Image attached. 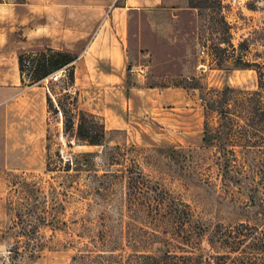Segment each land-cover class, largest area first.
<instances>
[{"label":"rangeland","instance_id":"1","mask_svg":"<svg viewBox=\"0 0 264 264\" xmlns=\"http://www.w3.org/2000/svg\"><path fill=\"white\" fill-rule=\"evenodd\" d=\"M127 45L140 93L76 85L103 144L64 135L47 109L32 157L0 173V264H264V156L226 171L203 142L219 124L211 96L257 88L238 60L264 64V0L136 11Z\"/></svg>","mask_w":264,"mask_h":264},{"label":"crops","instance_id":"2","mask_svg":"<svg viewBox=\"0 0 264 264\" xmlns=\"http://www.w3.org/2000/svg\"><path fill=\"white\" fill-rule=\"evenodd\" d=\"M169 1L0 0V173L17 169L22 152L30 159L46 130L44 87L21 83L18 55L45 48L77 55L76 85L125 90L131 97L141 89L128 78L130 14Z\"/></svg>","mask_w":264,"mask_h":264},{"label":"trees","instance_id":"3","mask_svg":"<svg viewBox=\"0 0 264 264\" xmlns=\"http://www.w3.org/2000/svg\"><path fill=\"white\" fill-rule=\"evenodd\" d=\"M192 8L199 9L197 6ZM220 8V4L215 6L217 10ZM221 21L226 27L223 17ZM225 43L230 46L228 41ZM76 59L77 55L49 48L32 54L22 52L18 55L21 83L26 65H29L30 72L28 86L50 79L51 85L46 87V105L49 112L60 117L63 134L72 133L87 145L101 146L108 131L96 115L82 110L79 105L74 73ZM238 62L244 69L256 73V90L244 92L226 89L213 94L207 102L208 107H216L219 124L214 133H205L203 142L217 141L221 152L218 160L224 164L221 167L226 171L233 167L244 168L249 156H253L258 163L256 159L264 156V64H250L241 59ZM68 164L67 161L64 165Z\"/></svg>","mask_w":264,"mask_h":264}]
</instances>
